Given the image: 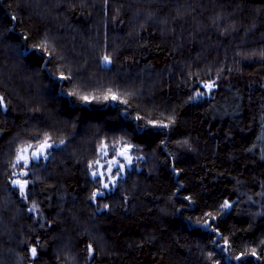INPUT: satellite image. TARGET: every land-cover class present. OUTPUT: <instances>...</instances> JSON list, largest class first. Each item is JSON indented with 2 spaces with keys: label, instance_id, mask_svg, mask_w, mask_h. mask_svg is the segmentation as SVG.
I'll return each instance as SVG.
<instances>
[{
  "label": "trees",
  "instance_id": "obj_1",
  "mask_svg": "<svg viewBox=\"0 0 264 264\" xmlns=\"http://www.w3.org/2000/svg\"><path fill=\"white\" fill-rule=\"evenodd\" d=\"M108 89L129 101L127 121L117 113L125 105L64 94ZM0 96V264H227L252 248L264 254V0H0ZM149 120L169 127L124 136L119 126ZM45 135L65 144L12 168L17 149L30 156ZM119 137L143 159L92 202L86 165L101 140L111 157ZM12 179L28 180L26 195ZM225 200L232 207L221 212ZM205 212L226 251L195 223Z\"/></svg>",
  "mask_w": 264,
  "mask_h": 264
},
{
  "label": "snow or ice",
  "instance_id": "obj_2",
  "mask_svg": "<svg viewBox=\"0 0 264 264\" xmlns=\"http://www.w3.org/2000/svg\"><path fill=\"white\" fill-rule=\"evenodd\" d=\"M12 19H16V17H12ZM24 39H28L27 37H24ZM31 49L38 50L41 56H52L51 52H48L46 44H37V45H31ZM28 45L23 46V50H18L17 55L20 57H27L28 56ZM46 63H51V61H46ZM100 64L102 65L104 70H109V66L113 64V59L110 55H103ZM60 81H70L72 77L70 75H64L63 73H60L57 77ZM218 85L216 84V81H212L210 83H207L204 85L205 89L211 90ZM62 92H64L63 89H61ZM68 96L77 97V101L75 102H82L84 104H91L93 102H117L119 104L125 105L123 109H117L118 117H123V121H127L129 118V112L128 109L131 107L128 100H121L118 95H116L114 92H112L111 89L107 90V93L104 94L102 97L97 95H78L77 92H66L64 93ZM204 95V93L199 92L195 96L190 97V100H195L199 96ZM74 101H69V103H73ZM3 106V97H0V107ZM132 120L134 121H143V117L140 115L132 116ZM120 122L119 126L121 130L124 132V136H128L129 133L126 131V128H131L133 133H143L146 129H152V130H158L162 128H168V124L160 123L156 120H149L147 123H139L136 124L134 127L132 124L125 125L124 122ZM174 122V121H173ZM147 134H158L153 131H149ZM49 140H51L50 136L45 135L42 142L38 143L35 146V150L31 152V155H27L26 149L24 147L18 148L16 151L15 156V162L12 163V168L21 167L26 168L29 164H38L41 160H47L49 158L50 152L49 150L53 147L57 146V143L59 145L65 144V140H59L52 141V143H49ZM161 143H164V141H161ZM184 143H187V141H184ZM32 145H28V148H32ZM112 147V155L109 157L108 148L109 143L107 140H101L99 144L97 145V156L98 159L88 162L86 167L89 170V175L93 178L95 181L97 187L92 192L90 201L95 202L97 198H104L106 192H110L113 188H115L119 182L120 179L123 178L127 171V167H131L134 160L138 161L143 159V157L131 155L133 151H139V145L133 144L127 140L124 139V137H119L116 140L112 141L111 144ZM101 160L104 161V163H101ZM127 166V167H126ZM174 172L177 174L179 173L178 169H173ZM15 175V173H13ZM24 176H27V172H23ZM11 183L13 186H18L19 191L22 196L25 194V186L28 184V180H19V179H12ZM180 189L177 188V192H179ZM183 199L187 201H192L191 196H185ZM232 207V204H230L227 200H225L220 205V211L223 212L227 209H230ZM104 209H108L109 205L104 204ZM35 210V205H33L32 208L28 209V211L33 212ZM203 219H197L195 221L196 224L201 225L207 229H209L212 233L216 235H220V238L224 240V246L221 247V251H226L231 247L230 242L227 237L223 236L220 233L219 227L215 224L216 216L213 215L212 212H205ZM191 219V218H189ZM211 243L216 244L217 242L215 240H212ZM85 252L88 255V259L91 260L94 258V252L95 250L92 248L91 244L87 245L85 248ZM38 253L37 247L33 246L29 250V254L31 257H36ZM212 253H208V258L211 260ZM255 257L257 260L264 259V254L258 253L255 248H252L249 251H241L238 255L225 257V260L227 264H231V261L234 259L236 261H244L246 257ZM216 264H219V261L216 262Z\"/></svg>",
  "mask_w": 264,
  "mask_h": 264
},
{
  "label": "rangeland",
  "instance_id": "obj_3",
  "mask_svg": "<svg viewBox=\"0 0 264 264\" xmlns=\"http://www.w3.org/2000/svg\"><path fill=\"white\" fill-rule=\"evenodd\" d=\"M1 97V96H0ZM32 151H34L35 149H31ZM26 154V153H25ZM131 155H133V157H135V155L133 154V153H131ZM101 163L103 164L104 163V161L103 160H101Z\"/></svg>",
  "mask_w": 264,
  "mask_h": 264
}]
</instances>
